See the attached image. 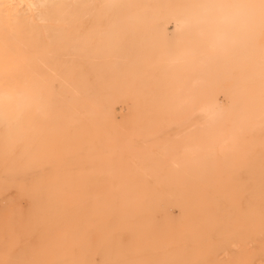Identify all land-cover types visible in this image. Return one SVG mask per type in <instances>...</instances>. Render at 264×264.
Segmentation results:
<instances>
[{"label": "rangeland", "instance_id": "1", "mask_svg": "<svg viewBox=\"0 0 264 264\" xmlns=\"http://www.w3.org/2000/svg\"><path fill=\"white\" fill-rule=\"evenodd\" d=\"M87 1L0 33V264H264V0Z\"/></svg>", "mask_w": 264, "mask_h": 264}, {"label": "bare ground", "instance_id": "2", "mask_svg": "<svg viewBox=\"0 0 264 264\" xmlns=\"http://www.w3.org/2000/svg\"><path fill=\"white\" fill-rule=\"evenodd\" d=\"M72 1L73 0H0V33L2 34V36H6V35H20L22 34L23 30L26 29V27L28 25H26L24 22L27 19H30L32 16L40 19V20H46V21H56V20H68L69 17H71L72 15V10H71V5H72ZM89 1V0H88ZM87 1V2H88ZM94 0H92L93 2ZM75 2V1H74ZM80 2V0H77V3ZM85 2V0H81V2L79 3V5H82ZM86 2V4H87ZM90 1V3H92ZM76 3V2H75ZM74 3V4H75ZM85 4V5H86ZM89 4V2H88ZM94 4V3H93ZM96 4V3H95ZM17 5H23L24 7H26V10H20L17 8ZM92 5V4H90ZM257 5V4H256ZM75 6V5H74ZM77 6V4H76ZM84 6V5H83ZM79 7V6H78ZM88 8H90L88 6ZM87 8V9H88ZM202 9L201 11H205V7L202 4H199V9ZM25 9V8H24ZM82 9V8H80ZM234 10V8H233ZM84 11V10H83ZM82 11V12H83ZM235 11V10H234ZM89 12V11H88ZM87 12V13H88ZM93 12L92 14L95 13L94 8L92 9ZM84 13V12H83ZM236 14V13H235ZM85 15V14H84ZM237 15V14H236ZM93 17V16H92ZM195 17V16H194ZM82 19V18H81ZM198 20V19H197ZM45 22V21H44ZM136 22V20L134 21ZM39 23V22H38ZM178 24V23H177ZM30 25V24H29ZM122 25V24H121ZM182 25V24H181ZM180 25V28H181ZM184 25V23H183ZM49 27H54V24H48ZM120 26V25H119ZM127 26V25H126ZM110 27V26H109ZM122 27V26H121ZM124 27V25H123ZM183 28V27H182ZM103 33V32H102ZM129 34V33H128ZM126 35V34H125ZM39 36V35H38ZM101 37V35H100ZM37 38V37H36ZM94 38V37H93ZM216 38V37H215ZM219 38V37H218ZM34 39V38H33ZM51 39V38H50ZM35 40V39H34ZM52 40V39H51ZM79 40V39H78ZM82 41V40H81ZM83 42V41H82ZM106 42V41H105ZM214 42V41H213ZM212 42V43H213ZM141 43V42H140ZM73 45V44H72ZM73 47V46H72ZM71 47V48H72ZM27 48V47H26ZM30 49V46L28 47ZM27 48V49H28ZM125 48V47H124ZM25 49V48H22ZM95 49V48H94ZM74 51L75 48H74ZM7 52V51H6ZM10 53V52H9ZM18 53V52H17ZM16 53V54H17ZM183 54V53H182ZM202 54V53H201ZM204 54V53H203ZM9 55V54H8ZM55 55V54H53ZM184 55V54H183ZM60 56V55H59ZM85 56V55H84ZM182 56V55H181ZM5 58V56H3ZM58 57V56H57ZM197 57V56H196ZM199 57V56H198ZM66 58V57H65ZM205 58V57H204ZM176 59V58H175ZM189 59V58H188ZM198 59V58H197ZM199 60V59H198ZM201 60V57H200ZM207 60V59H206ZM21 58L19 57L16 60V63L19 65L18 67H20L21 65H23V63L21 62ZM203 61V60H202ZM205 61V60H204ZM166 62V61H164ZM172 63V62H171ZM110 65V64H109ZM169 65V64H168ZM107 67V66H106ZM91 70V69H90ZM156 72V71H155ZM55 73V72H53ZM37 78V77H36ZM82 79V78H80ZM84 79V78H83ZM57 81V80H56ZM65 81V80H64ZM140 81V80H139ZM30 83V82H29ZM51 83V82H50ZM62 83V82H61ZM47 85V84H46ZM68 85V84H66ZM69 86V85H68ZM64 87V86H63ZM13 93H9L8 91H6L5 89H3L0 92V101H3V110L6 111L5 108H8V106H10V100H14V104L12 105L13 107H16V102L22 101L23 96L17 95L16 99H12L13 97ZM79 96V95H78ZM9 101V102H8ZM6 103V105H5ZM183 103V102H182ZM36 104V103H35ZM42 105V104H41ZM221 110V109H220ZM101 111V110H100ZM199 111V110H198ZM216 113V112H215ZM213 114V113H212ZM209 117V115H208ZM7 120V119H5ZM18 121V120H17ZM12 122V121H11ZM206 124V123H205ZM1 134V133H0ZM137 141V140H136ZM195 147V146H194ZM160 150V149H159ZM153 151V150H152ZM162 151V150H161ZM184 151V150H182ZM43 160V159H42ZM107 161V160H105ZM140 166V164H139ZM48 168V167H46ZM107 169V167H106ZM60 171V170H59ZM106 171V170H104ZM144 172V169L142 170ZM141 171V172H142ZM140 172V171H139ZM60 173V172H59ZM104 174V173H103ZM91 176V174H90ZM101 176V175H100ZM151 176V175H150ZM61 177V176H60ZM93 177V176H92ZM54 178V177H53ZM57 178V176L55 177ZM64 178V177H63ZM134 179V178H132ZM42 181V179H41ZM138 182V181H135ZM150 182V181H149ZM82 182H80L81 184ZM44 184V183H43ZM70 184V183H69ZM84 183L81 184V186ZM151 184V183H150ZM152 186V185H151ZM150 186V187H151ZM172 187V186H171ZM169 187V189L171 188ZM84 188V187H83ZM90 189V187H88ZM152 188V187H151ZM124 190V188H122ZM139 189V188H138ZM173 189V188H172ZM85 190V189H84ZM88 190V189H87ZM125 191V190H124ZM56 195V194H55ZM117 196H119V194H116ZM115 195V196H116ZM161 194H159L160 196ZM117 198V197H116ZM162 198V197H161ZM167 199V198H166ZM171 199V198H168ZM171 201V200H170ZM24 202V201H23ZM26 202V201H25ZM28 202V201H27ZM26 204V203H25ZM2 207V206H1ZM232 208V206H231ZM160 210V209H159ZM58 212V211H57ZM106 212V211H105ZM60 213V212H59ZM4 215V214H3ZM12 216V215H10ZM9 216V217H10ZM8 217V216H7ZM15 217V216H14ZM54 218V217H53ZM32 227V226H31ZM33 229V227H32ZM31 229V230H32ZM212 230V229H211ZM35 234V233H34ZM232 248V247H231ZM234 249V248H233ZM230 251V250H229ZM2 259V258H1ZM238 259V258H237ZM29 261V260H28ZM173 262V260H172ZM228 263V262H227Z\"/></svg>", "mask_w": 264, "mask_h": 264}]
</instances>
